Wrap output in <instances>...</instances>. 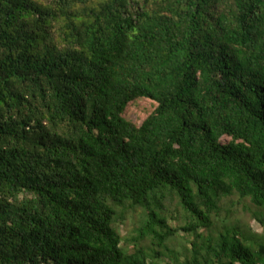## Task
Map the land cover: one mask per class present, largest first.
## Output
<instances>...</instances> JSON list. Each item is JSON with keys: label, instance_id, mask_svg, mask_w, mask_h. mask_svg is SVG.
<instances>
[{"label": "trees", "instance_id": "trees-1", "mask_svg": "<svg viewBox=\"0 0 264 264\" xmlns=\"http://www.w3.org/2000/svg\"><path fill=\"white\" fill-rule=\"evenodd\" d=\"M231 196L264 225V0H0V264H264Z\"/></svg>", "mask_w": 264, "mask_h": 264}, {"label": "rangeland", "instance_id": "rangeland-1", "mask_svg": "<svg viewBox=\"0 0 264 264\" xmlns=\"http://www.w3.org/2000/svg\"><path fill=\"white\" fill-rule=\"evenodd\" d=\"M156 108V103L149 99H140L135 102L130 103L123 114L125 120L131 122L132 124L139 126L144 119H146L152 112H154ZM230 139L226 137L221 138V143H227ZM255 210L253 206L250 205L248 200H238L236 196H231L226 202L222 203V209L220 211V217H215L216 219L215 224L219 225L223 223L222 221L228 222L231 225H238L243 231H247L252 237L264 238V225L259 223L255 217L252 216L251 212ZM179 212L182 213V210L179 209ZM181 217V216H180ZM260 221H263L264 218L260 217ZM173 227H180L182 226V220L179 218L177 220L172 221ZM140 227V217L137 212L129 211L125 215L124 224L119 227L120 235L123 239L127 238V241H124L123 245L126 246L127 250L133 251L140 245H135V242L128 241L130 237H136L138 230ZM181 235L178 242L186 245L187 243L193 242L195 237L192 235H187L182 233L181 231L178 232ZM198 234L203 236L205 231H199ZM196 236V233H195ZM178 242L175 241L172 245L176 248L178 247ZM264 243V241H262ZM145 244V243H144ZM151 258H147L146 261L149 262Z\"/></svg>", "mask_w": 264, "mask_h": 264}]
</instances>
